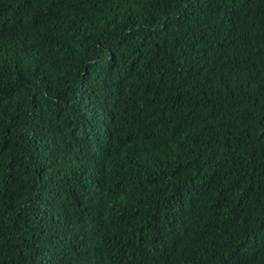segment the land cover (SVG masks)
Listing matches in <instances>:
<instances>
[{"label":"trees","instance_id":"obj_1","mask_svg":"<svg viewBox=\"0 0 264 264\" xmlns=\"http://www.w3.org/2000/svg\"><path fill=\"white\" fill-rule=\"evenodd\" d=\"M0 264H264V0H0Z\"/></svg>","mask_w":264,"mask_h":264}]
</instances>
